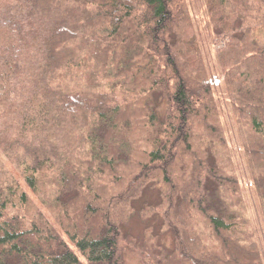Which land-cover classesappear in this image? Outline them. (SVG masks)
I'll use <instances>...</instances> for the list:
<instances>
[{
	"label": "trees",
	"instance_id": "trees-1",
	"mask_svg": "<svg viewBox=\"0 0 264 264\" xmlns=\"http://www.w3.org/2000/svg\"><path fill=\"white\" fill-rule=\"evenodd\" d=\"M202 1L264 233V0ZM229 131L187 1L0 0V264H264Z\"/></svg>",
	"mask_w": 264,
	"mask_h": 264
},
{
	"label": "rangeland",
	"instance_id": "rangeland-1",
	"mask_svg": "<svg viewBox=\"0 0 264 264\" xmlns=\"http://www.w3.org/2000/svg\"><path fill=\"white\" fill-rule=\"evenodd\" d=\"M185 3L187 1V4L191 6L192 11V20L193 24L197 30V33L199 35L200 42L202 43V48L204 51V56L206 58V61L208 62L209 70L211 73V78L213 79V84L215 86V91L217 94L219 109L221 113V117L223 118L224 124H226L227 128L230 129V134L232 135V142H230L231 145V151L233 155L234 162L239 170V174L243 180V187H244V196H245V204L247 206L246 214L249 217V219L252 221V226L254 229V232L257 234V236L260 238V241L262 240V244L264 245V233L263 228L260 222V217L258 216V209H257V203L256 198L253 192L252 183L250 180V171L248 167V163L244 154V151L242 149V146L240 144L239 134L237 129L234 126V117H233V110L232 107L227 99V90L225 88L224 79L222 77V73L220 70V67L217 63L216 59V50L219 46L218 44H215L214 42V34L215 31L213 27H211L209 23V15L206 10L205 4L202 0H184ZM10 170L13 171V169L9 166ZM16 175L17 179L20 181L22 187L25 189V191L31 196L33 201L40 205L39 201L33 196L32 192L28 189V187L25 185V183L21 180L20 176L13 171ZM157 189L156 188H149L145 192L144 202L149 205L155 204L157 202ZM142 203L137 204L136 214L131 220V224L129 227V232L131 235H133L137 242L140 243L142 239V235L144 233L145 227L147 226V223H143V221L140 219V212L142 209ZM53 224L54 221L50 219ZM150 223L155 227V231L158 232L160 230V223L157 220H152ZM148 225H150L148 223ZM163 232V231H162ZM163 241L166 244L167 248H171L173 246V238L172 235L169 233H164L162 235ZM64 239L69 243L71 249L78 255L81 264H88L86 259L77 251L75 246L69 241V239L64 236ZM139 245V244H138ZM123 258L125 264H144L141 258V255L136 249V247H129L125 245L123 247Z\"/></svg>",
	"mask_w": 264,
	"mask_h": 264
}]
</instances>
